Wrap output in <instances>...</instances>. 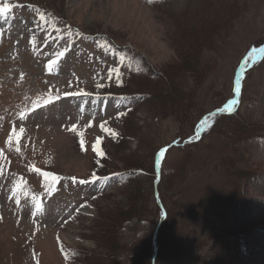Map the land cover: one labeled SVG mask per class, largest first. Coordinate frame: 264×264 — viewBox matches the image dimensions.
<instances>
[{
    "label": "rangeland",
    "instance_id": "obj_1",
    "mask_svg": "<svg viewBox=\"0 0 264 264\" xmlns=\"http://www.w3.org/2000/svg\"><path fill=\"white\" fill-rule=\"evenodd\" d=\"M4 4L0 264H264V0Z\"/></svg>",
    "mask_w": 264,
    "mask_h": 264
},
{
    "label": "trees",
    "instance_id": "obj_2",
    "mask_svg": "<svg viewBox=\"0 0 264 264\" xmlns=\"http://www.w3.org/2000/svg\"><path fill=\"white\" fill-rule=\"evenodd\" d=\"M189 61L190 60H188V62ZM186 66H188V65L186 64ZM146 174L148 176H150L152 181H154V182L156 181L157 178H156L155 167H152L151 169H149L148 173L142 172L139 169L121 172L120 173V180L122 183L126 184L128 181L134 180V179H137L139 181V180H141L140 178ZM154 182H152V184H154ZM138 209H139V207H138ZM129 214H131V213H129ZM139 216H141L140 213H138V215L133 216L131 218L134 219L135 217H137V219H140ZM229 218H227L226 225H224V227H222V231L219 232V235H222L221 236L222 238L226 237L228 242H229V246L227 248L228 264L232 263L235 260L234 254L232 253L233 248H234V244L238 245V243H240V245L238 247L240 248V250H242V249H244V245L249 242V238H248L247 233L241 235V231L238 230L241 228V224L238 225L239 222L238 221L235 222V220H233V219H232V222H229ZM128 219H130V218H128ZM235 225H236V227H235ZM241 255H245V254L241 251ZM232 264H234V262Z\"/></svg>",
    "mask_w": 264,
    "mask_h": 264
},
{
    "label": "snow or ice",
    "instance_id": "obj_3",
    "mask_svg": "<svg viewBox=\"0 0 264 264\" xmlns=\"http://www.w3.org/2000/svg\"><path fill=\"white\" fill-rule=\"evenodd\" d=\"M148 2L149 3H152L153 2V0H148ZM9 11V5L8 4H4L2 7H0V12H8ZM260 51L261 52H264V48H261L260 49ZM53 63H55V61H51L50 63H49V65L47 66L48 68H49V70H51V67H52V64ZM237 90H239V89H237ZM52 101H51V99L49 98V99H47V100H45V103H51ZM233 103H235V101H233ZM229 111H231V106H229V109H228ZM205 123H207V121H202V126H203V124H205ZM75 127L76 126H73V130L75 129ZM101 127H104V125L102 124L101 125ZM20 134H23V132H24V129L23 128H21L20 130ZM109 131H112V130H109ZM115 134V133H114ZM81 144H83V140L81 141ZM100 144V140H97L96 141V145L94 146V150L95 151H97V152H100V149H99V147H98V145ZM100 154L101 155H103V153L102 152H100ZM161 155H163V150L161 151ZM47 175H49V173H45V176H47ZM53 179L55 180V179H57L56 177H53ZM99 179H106V178H102V177H98V176H96L95 174L93 175V177H92V180L91 181H80L81 183H88V182H92V183H94L95 181H97V180H99ZM37 208H39L40 207V203L39 202H37Z\"/></svg>",
    "mask_w": 264,
    "mask_h": 264
}]
</instances>
